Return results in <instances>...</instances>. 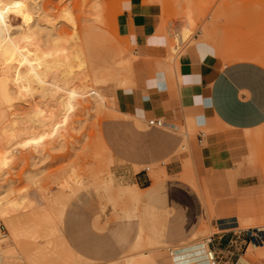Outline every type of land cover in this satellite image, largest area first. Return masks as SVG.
<instances>
[{"label":"rangeland","instance_id":"obj_1","mask_svg":"<svg viewBox=\"0 0 264 264\" xmlns=\"http://www.w3.org/2000/svg\"><path fill=\"white\" fill-rule=\"evenodd\" d=\"M128 1L130 0H43L44 12H47L48 22L58 33L64 34L63 37L71 42V48L74 45L76 46L80 41L81 44L85 43L84 39L87 37L85 35L90 34L92 28L96 25L100 26L98 30L103 32L101 35L104 36L105 40H103L106 45L102 44V40L100 43L97 41V46H93L95 51H97V57H95L97 61L95 60V63L99 65L106 60V63L100 64L99 67L112 63L115 60L114 56L117 57L114 54L117 53L122 54L126 60L125 64L119 67L120 71L116 67L119 65H115L114 72L119 71L114 76L115 79H108L105 82H100L101 84H98L99 82L94 83L106 95V103L96 105L92 97L87 94L85 99L79 98L80 102L72 108L71 112L70 110L69 113L67 112V119L66 115L61 117L57 112L56 120L59 117L61 119L60 122L58 120L54 129L50 130L47 127L33 126L34 129H30L32 132L18 135V138L0 130V140H3L0 145V156L4 153L5 149L3 150V148L16 151H13L14 159L12 156L10 158L11 165L5 167L7 175L4 181L11 180L13 182L11 184L13 193L10 196L11 198H18L21 194L22 196H27V201L25 200V204L26 202L27 204H23L25 207L22 206L18 210L19 212H17L21 216L19 220L22 225L20 242L17 244L14 238L11 237L15 247L13 246L12 251H9L6 247L7 244H4L3 238L1 239V254L3 261L5 260L4 264H11V262L13 264H107L117 258L125 260L131 255L135 258L139 256L137 254L139 251L154 252L161 249L165 251L168 263L172 264L170 252L173 249L196 243L193 241L199 234L203 233L202 231H205L204 233L209 232L207 224L210 216L208 207L205 206V219H202L200 231L192 234L183 244L173 243L172 241L167 242V237H175L179 230L178 222L171 220L177 218V208L173 206L162 209L160 207L159 194L157 197L154 196L155 199L150 198L152 200H148L145 195L146 191H142L140 199H133L127 193L119 190L117 186L127 183L115 175L116 162L104 131V123L120 117H130L119 113L117 115L113 114V110L116 111V102L119 99L120 93L131 88L130 86H134L132 80L126 84H121L120 77L124 74L126 77H132L133 79L134 61L138 58L135 53V47L129 36L125 34L120 19L125 3ZM142 1L161 7V30L167 36L169 58L172 61L178 59L185 48L192 42L207 44V48L210 49L209 51L222 57L225 62L236 60V55H233L235 53L252 52L264 55V0ZM95 3L100 5H98L99 11L96 10V12L93 10L96 9L93 7ZM97 12L101 14L98 16V21L94 19L99 14ZM12 20L15 24L21 22L19 18H12ZM99 20H101L100 24ZM86 25L88 26L86 27ZM183 26L192 29V34L191 38L179 46L176 40H173V35L177 29ZM76 36L80 37H77V39L79 38L77 42ZM94 39L91 38L93 41ZM70 42H68L69 46ZM81 44L78 43V45ZM102 46H104V49ZM173 46L178 47L176 49L178 52L172 50ZM87 57H91L90 53ZM88 71L91 73L92 70L88 68ZM78 75L83 74L81 72ZM79 82L76 80L75 83L78 84ZM24 99L25 101L28 100L27 104L24 102ZM17 100L19 99H15L17 103L13 102L12 104L6 102L0 103L1 127L6 124L5 122L9 121L8 119L13 118V113L17 116L19 114V117L22 115L23 118H21L25 119L24 122L26 123V114H22V112L27 113L29 111L30 105H33V99L28 95H24L23 99L19 100V102ZM28 103H30L29 106H26ZM3 113L8 116L11 115V118L7 117L5 121L2 118ZM22 119L18 118L17 120L22 121ZM17 120L16 130L17 127L18 130L16 132H20L21 129L19 128L24 127V123L20 122L18 124ZM28 123H26L27 127L30 124ZM137 123L140 128L147 127L146 124ZM164 128H169L166 121ZM174 131L183 137L182 146H180L178 153L191 151L190 155L182 160L183 172L174 175L167 174L162 162L137 166L136 170L149 166L152 182L155 181L152 174L156 172L160 175L159 180L164 182L169 180L185 182L190 187L195 188L197 194L202 197L203 191L200 189L199 183L201 179L203 180L208 175L199 174L197 168L199 161L196 158L195 152H192L189 142L194 140L195 144L198 145L197 135L199 132L207 135L209 130L197 127L193 120L188 119L185 124L176 123ZM256 134L264 136V127L256 131ZM11 139L16 140L13 143ZM7 140H11L12 142L7 144ZM205 143L206 141L201 144ZM257 148L264 153V142L254 143L252 150H256ZM100 155L103 158L99 157ZM171 160L172 158H168L164 162L168 163ZM91 167L97 173L99 170H103V175L100 172L95 177L94 175L92 176L93 171L89 170ZM71 170L74 171L73 173L76 172L74 174L76 176L80 173L78 177L74 176L77 180L80 177L79 182H74L77 185L75 188L72 181L76 179L72 174V177L68 176L70 175L69 173H72ZM90 175L94 179H91ZM98 175H101L100 179V176L98 179L96 178ZM102 176H104V183ZM68 177H70L71 182ZM37 178L39 181H37ZM62 179L65 181L67 179V181L65 182ZM93 180H98L96 182L97 186H102L96 187L95 185L94 187L92 183L95 181ZM82 181L84 184L81 183ZM60 184L64 186L61 187ZM68 184H73L74 186L70 187ZM62 188L65 189L62 191ZM65 190L70 191V196L65 195V198L68 199H64L63 197L58 199L52 198L56 194L59 196L61 192L63 195L66 192ZM45 194H47L45 198L49 194L48 197L50 199H45L43 197ZM54 199L57 200L56 203L58 204L55 203ZM51 201L53 203H50ZM56 207H58V210L55 209ZM60 211H62V216L60 215ZM18 214L15 212V215L18 216ZM48 216L50 219L45 218ZM257 219L254 216L251 219L252 222L248 221L243 224V227L264 226V221H257ZM0 225H4L1 220ZM48 228H52L53 231L50 229V232ZM6 234L7 237L10 235L8 227L6 228ZM63 238L66 245L63 243ZM114 242L116 245L121 246L122 249L124 246L126 247L120 254L115 256L112 254Z\"/></svg>","mask_w":264,"mask_h":264},{"label":"crops","instance_id":"obj_2","mask_svg":"<svg viewBox=\"0 0 264 264\" xmlns=\"http://www.w3.org/2000/svg\"><path fill=\"white\" fill-rule=\"evenodd\" d=\"M120 19L138 58L130 78L134 86L120 93L113 110L130 117L104 123L116 177L138 186V199L146 191L148 200L160 195L162 209L177 208V218L171 220L178 222L179 230L167 242L183 244L200 231L207 206L209 232L202 231L193 242H206L204 248L215 251L217 264H264V246L247 237V231L258 226L243 227L254 216L264 221V153L252 150L254 143L264 142V136L256 134L264 127V55L235 53L236 60L225 62L207 44L192 42L172 61L159 5L130 0ZM153 117H162L169 128L138 126L137 122L147 125ZM188 119L209 130L207 135L199 132L198 145L189 142L199 174L208 175L199 183L202 197L185 182L159 180L156 172L152 182L149 166L136 170L162 162L167 174L182 173V160L191 151L178 153L183 137L174 128ZM168 158L172 160L165 163ZM123 249L114 242L113 256ZM142 253L155 256L153 264H169L162 249L137 252ZM131 258L107 264H126ZM206 260L201 264H211L207 255Z\"/></svg>","mask_w":264,"mask_h":264},{"label":"bare ground","instance_id":"obj_3","mask_svg":"<svg viewBox=\"0 0 264 264\" xmlns=\"http://www.w3.org/2000/svg\"><path fill=\"white\" fill-rule=\"evenodd\" d=\"M95 2H97V1H95ZM97 3H95L93 5V7L96 8V9H93L95 12H96V10L99 11L98 5L100 4V2H99V4H97ZM43 6H44L43 0H0V103H2V102H6L8 104H12L13 102L17 103L15 101V99L21 100V99H23L24 95H28V96L32 97V99H33V105L32 104L30 105L31 108L29 109V111L27 113L22 112V114L23 113L26 114V120L30 124L27 121H26V123L29 124V127H27L28 125L26 126V123L24 122L25 119H22L23 118L22 115H20L22 117L21 118V117H19V114L17 116L14 113L12 114V115H14L12 119H8L9 121L5 122L6 124L2 125V127L0 125V128L3 129V130L0 129L1 131H4L11 136H14V137L16 136L17 138H18V135H23V133L28 134V133L32 132V131H30V129L31 128L34 129L33 126H38V127H43V128L47 127L50 130L52 128L54 129V126L58 123V120L60 122L61 117H64L65 115H66V119H67V114L69 113V110L71 112L72 108L74 106L78 105V102H80L79 98L85 99L87 97V94H89L92 97V100H93L94 104H96V105L106 103V98H105L106 95L99 88H97L96 87L97 84L95 85L94 83L99 82L98 84H101L100 82H105L108 79H113L114 76L119 73V71H120L119 67L123 66L125 64L124 62L126 60V58L123 57L122 54L120 55V53H117V54H114V55H117V57L114 56L115 60L112 61V63H109L105 66L103 65V67H99L100 64L106 63V60H105V62H102V63L99 62L100 63L99 65H97L95 63V60L97 59V58L95 59V57H97V51H95L93 46L98 44L97 41L100 43L104 39V36L101 35V33H103V32L98 30V29H100V26L98 27L95 25L96 27L94 26L92 28L90 34L85 33V34H87V35H85L87 37H86V39L83 38L86 41L85 43H82L84 46L81 44V41H80L78 43L81 45H78V43H77V45L75 46L74 43H72L74 45V47L71 48V42L63 37L64 34L61 35L60 33H58L54 29V27L48 22V20H47L48 15L46 14L47 12L46 13L44 12L45 7H43ZM189 12H190V14H192L191 11H189ZM97 13H99V12H97ZM94 15H96V14H94ZM100 15L101 14L99 13L98 15H96L94 17V19H96V21H98V18H99L98 16H100ZM12 18L13 19L19 18L21 20V22L18 24H15L13 22ZM100 21L101 20H99V24H100ZM190 22H191V20H190ZM94 23H97V22H94ZM88 25H86V27ZM192 26H194V25H192ZM191 32H192V29L183 26L182 28H179L175 31V33L173 35L174 36L173 40H176V43L180 46L182 43H185L186 40L191 38V34H192ZM77 37H79V36H76V42L80 38L79 37L77 39ZM91 38H93V39L95 38L94 41L91 40ZM104 40H103L102 44H105ZM68 42H70V46H69ZM82 42H84V41H82ZM176 43H174V44H176ZM102 47L104 49V46H102ZM171 47H172V45H171ZM177 48H178L177 46H173L172 50L177 51L176 50ZM178 50H180V49H178ZM119 52H121V51H119ZM89 53H90L91 57H87V55L89 56ZM101 53H99V54H101ZM99 54H98V56H99ZM170 54H172V53H170ZM127 56H129V55H127ZM95 64L97 65V67ZM115 65H119V66H116V67H118L119 71L114 72ZM88 68L92 70L91 73H89L90 70L88 71ZM81 72L83 75H78ZM123 75L120 77L121 84H126V83L131 81L130 78L126 77L125 75L123 76ZM76 80H78L80 82L78 84H76L75 83ZM19 100H17V101L19 102ZM27 101H25V99H24L25 103ZM30 103H28V105H26V106H29ZM26 108H29V107H26ZM57 112H58V114L61 115V117H59L58 120H56V117L58 115ZM10 116L3 113L2 118L6 121L7 119H5V118H7V117L11 118ZM18 118L22 119V121L21 120L18 121L17 120ZM16 120H17L18 124H20V122H22V124L24 123L23 124L24 127H22V125H21L22 128H19V129H21L20 132H16L18 130V127L16 130ZM7 138L9 139V137H7ZM2 139H3V135H2ZM99 139H101V138H99ZM11 140H13V139H11ZM11 140H7V144L9 142H12ZM15 140H13V143L15 142ZM2 141L0 140V145H1ZM13 143H12V146H13ZM101 147H102V145H101ZM13 149H15V148H13ZM3 150H4V153H2V155L0 156V181H1V183H0V220L2 221V223L5 226L8 227V229L10 231V235H8V237H7V234H6L2 241L4 242V244H7L6 245L7 250L12 251L11 249L14 248L15 246H14L13 241L11 240L12 239L11 237H13L14 240L16 241V243L18 244V242H20L19 239L22 236L21 235L22 234V225H21V222L19 220L21 216H19V214L17 212H19L18 210L22 206L27 204V202L25 204V200H26L27 196L25 197V196H22V194H21V196H19L18 198H11L10 195L13 193V189L11 187V184L13 182L11 180L4 181V179L7 175V173H6L7 171L5 172V167L11 165L12 162L10 163V158H11V156L12 157L14 156L13 151H15V150L12 151V149L9 150V148H3ZM96 151H98V150L96 149ZM11 154H13V155H11ZM99 157L103 158L101 155ZM13 159H14V157H13ZM35 162H33V163H35ZM97 162H98V160H97ZM36 163H38V162H36ZM103 165H101V166H103ZM92 169L93 168L91 167L89 170H92ZM72 170H71L72 173H69L70 175H68V176L72 177V175H73V177H74V176H76V175H74L76 172L73 173L74 171H72ZM34 171L36 173L35 169H34ZM75 171H77V170H75ZM95 171H93V174H92V176L94 175V177L98 173L100 174V172L102 174L103 170L102 171L97 170L98 173ZM89 172H91V171H89ZM32 173H34V172H32ZM64 173H62V174L64 175ZM66 174H67V172H66ZM66 174H65V176H67ZM37 175H38V172H37ZM79 175H80V173H79ZM78 176H76V177H78ZM92 176L90 175V178ZM76 177H74V178L77 180ZM94 177H92L91 179H94ZM98 177L100 179L101 175L96 176L97 179H98ZM68 178L70 181V177H68ZM102 178H103L102 179V181H103L104 176H102ZM26 179L28 180V178H26ZM67 179H66V181H67ZM31 180H32V178H31ZM71 180H73V179H71ZM76 180L72 181V183L74 184V182L75 183L79 182L80 177H79V180H77V181ZM83 180H84V178H83ZM37 181H39V179ZM63 181H65V180H63ZM93 181H95V180H93ZM97 181L98 180L93 182L92 185H94V187H95V185H96V187H99V186L101 187L102 185L97 186V183H96ZM57 182H58V180H57ZM81 183L84 184L83 181ZM94 183H96V184H94ZM103 183H104V181H103ZM73 184H71V185L68 184V186L71 187ZM83 184H81V185L83 186ZM86 184H88V183H86ZM35 185H37V184L35 183ZM74 185L73 186L75 188L77 185L76 184H74ZM62 186H64V185H61V187ZM82 186H79V187H82ZM117 186L119 187V190H121L124 193H127V195H129L133 199L139 198V195H140L139 192L140 191L138 190V186H136V185L130 186L128 184L117 185ZM40 188H41V186H40ZM74 188H73V190H74ZM64 189L62 188V191ZM69 190H72V189H69ZM44 191H45V189H44ZM65 191L69 192V193L65 192L62 195L61 194L62 192H61L59 196H57V194H56L52 198L55 197L56 199H58L60 197H63L64 199H68V198H65V195L67 194L66 196H70V191H67V190H65ZM44 193H46V192H44ZM46 195L47 194H45V196H43V197L45 198ZM48 196H49V194H48ZM48 196L45 199H50ZM64 199H62V200L65 201ZM56 201L57 200H55V203H56ZM59 201H60V199H59ZM50 203H53V202L51 201ZM56 204H58V203H56ZM57 208L58 207H56L55 209H57ZM15 212H16V214H18V216L15 215ZM56 212H58V211H56ZM60 215L62 216V211H60ZM45 218H49V216L45 217ZM50 227H52V226H50ZM50 229H52V228H50ZM50 229L48 228V230L51 232ZM52 231H53V229H52ZM60 238H62V237H60ZM10 240H11V244H10ZM63 241H64V238H63ZM8 242H9V244H8ZM63 243L66 245L65 241ZM205 243L206 242H196V243H192L189 245L176 247L175 249H173L171 251L170 258L172 257V264H188V263L194 262L195 260H196L195 262H197V264L206 263L207 262V260H206L207 252L206 251L208 250V248L207 249L204 248ZM47 244H48V242H47ZM204 250L206 253H204ZM28 253H29V251H28ZM154 257L155 256L152 257V256H148V255L139 254V256L137 258L139 260H136V258L132 257L131 259L126 260L125 263L126 264H141L143 261H146V264H153V263H155ZM4 263H5V260L3 261V264ZM117 263L118 262L115 261L112 264H117ZM208 263H209V261H208ZM11 264H13V263L11 262Z\"/></svg>","mask_w":264,"mask_h":264},{"label":"built area","instance_id":"obj_4","mask_svg":"<svg viewBox=\"0 0 264 264\" xmlns=\"http://www.w3.org/2000/svg\"><path fill=\"white\" fill-rule=\"evenodd\" d=\"M165 120L162 117H153L147 120L149 127H164ZM6 235V228L0 225V264H3V256L1 254V239ZM247 237L250 243L264 246V228H252L247 231ZM207 257L211 264H217L218 259L213 249L207 250Z\"/></svg>","mask_w":264,"mask_h":264}]
</instances>
